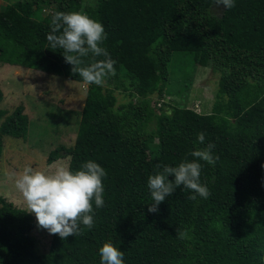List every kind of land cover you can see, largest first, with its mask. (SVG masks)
Returning a JSON list of instances; mask_svg holds the SVG:
<instances>
[{
	"label": "trees",
	"instance_id": "obj_1",
	"mask_svg": "<svg viewBox=\"0 0 264 264\" xmlns=\"http://www.w3.org/2000/svg\"><path fill=\"white\" fill-rule=\"evenodd\" d=\"M233 4L8 0L0 8L1 65L83 82L63 50L47 41L52 16L63 11L85 13L103 25L101 46L116 70L103 86L86 85L72 146L54 147L45 159L50 164L68 156L73 172L89 160L105 170L104 205L96 208L92 201L93 227L78 221L76 235L51 234L46 252L37 254L32 214L0 197V264H100L106 242L123 252V264H264V0ZM82 59L87 66L91 53ZM194 66H209L218 75L208 113L150 104L153 94L169 93L171 75L177 71L187 80ZM114 90L133 100L116 104ZM0 118V148L3 135L25 137L21 104L8 114L0 109ZM209 143L215 145V165L198 162L210 196L180 186L157 213L148 212V177L196 160L190 153ZM177 229L189 238L178 239Z\"/></svg>",
	"mask_w": 264,
	"mask_h": 264
},
{
	"label": "clouds",
	"instance_id": "obj_2",
	"mask_svg": "<svg viewBox=\"0 0 264 264\" xmlns=\"http://www.w3.org/2000/svg\"><path fill=\"white\" fill-rule=\"evenodd\" d=\"M215 5H223L225 9L234 7L233 0H215ZM106 39L103 25L82 12L57 11L51 19V32L47 41L52 49H62L65 61L73 66V74H78L85 85L103 86L108 75H115V61L102 47ZM91 53L92 60L87 66H81L82 58ZM105 57L96 60V57ZM205 140L204 133L197 136L199 144ZM214 144L206 148L192 151L190 155L196 160L181 162L176 167L164 166L162 172L148 177L147 185L153 203L148 212L157 213L158 206L176 188L183 186L199 197L207 199L210 191L200 183L201 163L215 165L218 157L212 153ZM157 167H160L159 165ZM264 167V165H262ZM16 189L21 193L27 212L34 213L38 226L46 229L49 234H58L60 238L78 234V221L91 229L93 227L92 201L96 208L104 205V186L102 178L105 170L94 161H87L81 170L71 171L64 164L50 166V170L34 169L25 166L19 173H14ZM174 177L169 180V177ZM195 200L196 195L189 197ZM177 238H189L187 230L177 229ZM100 264H123V252L111 242L99 248Z\"/></svg>",
	"mask_w": 264,
	"mask_h": 264
},
{
	"label": "rangeland",
	"instance_id": "obj_3",
	"mask_svg": "<svg viewBox=\"0 0 264 264\" xmlns=\"http://www.w3.org/2000/svg\"><path fill=\"white\" fill-rule=\"evenodd\" d=\"M7 2L8 0H0V8ZM176 72L171 75L166 87L169 93L161 96L153 94L150 104L155 108L177 105L200 114L208 113L217 88L218 75L209 66H194L189 71L187 80H183L181 74ZM185 82L189 83L187 88L184 87ZM0 90L3 95L0 109L8 114L16 105L21 104L28 119L24 138L8 135L1 138L0 197L27 211L23 197L15 187L13 174L21 172L25 166L40 170H50V166L57 163L67 166L68 156L58 158L50 164L45 159L54 147L72 146L86 85L59 75L0 64ZM112 94L116 104L133 100L124 91L114 90ZM1 120L2 118L0 122ZM31 214L34 218L30 231L35 240L33 250L37 254L44 253L51 234L40 228L35 214Z\"/></svg>",
	"mask_w": 264,
	"mask_h": 264
}]
</instances>
